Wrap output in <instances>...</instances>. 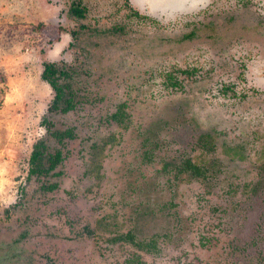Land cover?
Returning a JSON list of instances; mask_svg holds the SVG:
<instances>
[{
  "label": "rangeland",
  "instance_id": "obj_1",
  "mask_svg": "<svg viewBox=\"0 0 264 264\" xmlns=\"http://www.w3.org/2000/svg\"><path fill=\"white\" fill-rule=\"evenodd\" d=\"M72 1L0 0V264H264V0ZM44 61L74 109L49 110ZM38 140L60 175L28 176ZM186 158L207 172L163 168Z\"/></svg>",
  "mask_w": 264,
  "mask_h": 264
},
{
  "label": "trees",
  "instance_id": "obj_2",
  "mask_svg": "<svg viewBox=\"0 0 264 264\" xmlns=\"http://www.w3.org/2000/svg\"><path fill=\"white\" fill-rule=\"evenodd\" d=\"M86 10V6L83 4L82 0H73L69 7L70 14L76 18H83ZM133 14L139 17V13L136 10L133 11ZM70 34L72 35V37H74L77 34V31L73 30ZM42 66L43 68L40 75L41 79L46 81L54 91L53 98L48 107L49 110L68 112L74 109L77 102L75 101L76 92L72 90V87L69 83L72 76L71 69L67 65H59L52 61H44ZM124 106V103L118 104L115 111H113L109 115V118L118 123L123 122L125 115ZM41 124L46 127L48 135L58 143H63L64 141L75 137L73 127H66L62 129L56 128L53 122L47 117L42 118ZM64 157L65 155L63 154L62 149L56 148L54 151H49L45 142L43 140H38L32 146V151L29 156L30 167L28 176L35 175L36 177H43L46 175L48 176L49 174L60 175V171H55V169L56 166H58L63 161ZM169 165V163H165L163 164V168L174 167L177 172H181L182 170L185 172H189L192 176L203 175V168L193 162L190 158L184 159L181 162V165ZM46 187L48 189H54L56 187V184L50 183ZM118 239H127L139 249L148 250L149 248H154L156 246V241L154 238L143 241H134L131 239V237L128 236V234L119 235L113 238V240ZM134 258L135 260H131L129 262L130 264H143L136 253L134 255Z\"/></svg>",
  "mask_w": 264,
  "mask_h": 264
},
{
  "label": "clouds",
  "instance_id": "obj_3",
  "mask_svg": "<svg viewBox=\"0 0 264 264\" xmlns=\"http://www.w3.org/2000/svg\"><path fill=\"white\" fill-rule=\"evenodd\" d=\"M211 0H183V4L187 7H192L196 9L197 14L205 11L210 5ZM182 17H178L175 23H180Z\"/></svg>",
  "mask_w": 264,
  "mask_h": 264
},
{
  "label": "flooded vegetation",
  "instance_id": "obj_4",
  "mask_svg": "<svg viewBox=\"0 0 264 264\" xmlns=\"http://www.w3.org/2000/svg\"><path fill=\"white\" fill-rule=\"evenodd\" d=\"M201 141H202V139H201ZM204 142H206V141H204ZM204 142H203V143H204ZM210 145H211V144H210ZM205 172H207V170L203 167V173H205ZM130 237H131V239L134 240V241L137 240V239H135L134 235H133V238H132V236H130ZM131 239H130V240H131ZM142 241H143V240H142ZM139 256H141V255L139 254ZM139 259H140V258H139Z\"/></svg>",
  "mask_w": 264,
  "mask_h": 264
}]
</instances>
